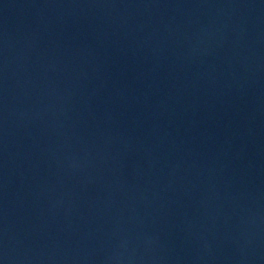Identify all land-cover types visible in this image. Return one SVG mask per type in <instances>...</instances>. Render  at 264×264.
Returning a JSON list of instances; mask_svg holds the SVG:
<instances>
[{"label": "water", "instance_id": "95a60500", "mask_svg": "<svg viewBox=\"0 0 264 264\" xmlns=\"http://www.w3.org/2000/svg\"><path fill=\"white\" fill-rule=\"evenodd\" d=\"M0 264H264V0H0Z\"/></svg>", "mask_w": 264, "mask_h": 264}]
</instances>
